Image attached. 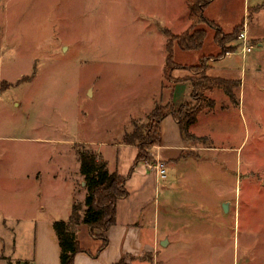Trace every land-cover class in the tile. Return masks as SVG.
<instances>
[{
  "label": "rangeland",
  "instance_id": "1",
  "mask_svg": "<svg viewBox=\"0 0 264 264\" xmlns=\"http://www.w3.org/2000/svg\"><path fill=\"white\" fill-rule=\"evenodd\" d=\"M227 1L235 12L241 6ZM249 5L253 51L243 57L241 41L227 39L228 52L206 54L209 66L237 60L235 98L210 95L213 126L201 118L177 169L166 165L157 196L146 169L128 184L130 210L145 208L146 226L137 228L152 234V250L126 263L264 264V0ZM186 13L184 0H0V264H30L18 257L33 247L36 219L68 218L71 177L73 205L85 214L79 149L102 151L113 165L111 145L168 102L166 30L184 33ZM206 42L209 52L219 46L214 29ZM126 147L123 175L135 163L136 147Z\"/></svg>",
  "mask_w": 264,
  "mask_h": 264
},
{
  "label": "trees",
  "instance_id": "2",
  "mask_svg": "<svg viewBox=\"0 0 264 264\" xmlns=\"http://www.w3.org/2000/svg\"><path fill=\"white\" fill-rule=\"evenodd\" d=\"M213 1L188 0L191 26L175 38L169 30H166L170 39L166 44L165 79L169 82L175 80L173 73L179 69L191 71L192 75L180 80L191 82L192 100L195 102H186L176 110L171 97L165 105L156 104L146 125H136L133 132H125L122 143L138 149L136 162L127 175L118 171L111 172L109 162L96 151L89 148H81L77 151L80 174L84 177L88 190L85 200L87 209L82 215V205L74 204L69 220H57L53 224L61 249V264H75V258L79 253L88 252L79 240L78 232L81 225L88 226L91 235L101 241L98 251L90 253L93 257H98L109 246L108 232L117 225L118 202L129 196L127 183L138 164L156 162L152 149L160 145L161 125L167 116L172 115L177 119L185 140H195L197 137L191 133V127L197 123L202 113L216 108L217 102L210 95L222 91L228 97L235 98V89L238 86L234 80L208 75L209 58L202 57L199 63L192 66L178 64L175 60L176 45L183 51H197L204 47L208 36L205 27L215 30V41L222 49L220 54L229 51L226 47L227 39L229 42L239 39L243 25L225 34L221 26L207 17L206 9ZM116 264H127L125 257Z\"/></svg>",
  "mask_w": 264,
  "mask_h": 264
},
{
  "label": "crops",
  "instance_id": "3",
  "mask_svg": "<svg viewBox=\"0 0 264 264\" xmlns=\"http://www.w3.org/2000/svg\"><path fill=\"white\" fill-rule=\"evenodd\" d=\"M239 1L241 2V6L235 12L233 11L232 2H229L227 0H214L206 9V15L210 20L216 22L219 26H221L222 29L225 30V32L227 33L233 32V30L236 27L246 22L245 26L248 31L249 39L251 40L250 38L251 35L249 32L250 23H249L248 17H249V14L251 13V10L254 7L253 8L250 7L249 0H248V5L246 3V0L244 1L245 5L242 4L241 0ZM257 5L258 6L256 7V9L260 7V4H257ZM184 7L187 13L185 16L182 17L181 23L185 22L183 24L184 25L183 29H188L192 24L190 16L188 14L189 12L188 0H184ZM209 30L210 28L207 30L208 34H209ZM251 37L254 39L253 36ZM206 44L207 42H205L204 47L206 46ZM204 47L201 50H197V51H183L178 46H176L175 47V60L178 64L191 66V65L197 64L202 57H206V54H211V53L219 54L221 52V48L219 46H218L219 48L216 46V49L213 52L206 51ZM204 50H205V53H200V54L197 53V52H202ZM179 56H181L182 60H180ZM213 63L214 64L219 63L218 67L216 66L214 69ZM211 64L212 65H210L208 75L212 77L231 79V77L236 76V74L239 73L237 70V67H238L237 60L232 57H223L217 60L214 59ZM163 75L165 76V73H163ZM190 75H192L191 71L179 69L173 73V78L175 80H173L172 82L167 81V83H165L166 84L165 86H167V84H169L170 86L169 99L172 97L173 104L176 110H179V108L184 103L189 102L192 99L191 82L189 80L187 81L180 80L184 77H189ZM176 80H180V81L176 82ZM214 111L215 109L212 111L202 113L199 116L197 123L191 127L190 129L191 133H193L194 135L196 134L194 132V128L196 127V125H198L202 121L201 118L206 119V121L208 120L210 122V126L212 127L213 123L215 122V119L212 118L213 115L210 117L209 115L214 114L212 113ZM210 133L212 134V132ZM91 145L97 146V144H91ZM111 146L112 147L110 149H112L115 152V156L113 158V165H111V162H110L111 160L106 159L109 162V170L111 172L118 171L120 173V170H119L120 160L118 159V155L120 153V150L127 149L126 146L128 145L120 142L116 145H111ZM188 149H189L188 143H187V140L183 138L180 123L172 115L167 116L163 120L162 125H161L160 145L152 149V153H153V156L156 162H159V161L165 162L167 166L171 167L172 170H176L178 163L181 161V159L184 156L183 153H185L186 150ZM190 149H193V148H190ZM207 150H213V148H208ZM98 153L104 157L102 151L98 150ZM137 154H138V150L137 148H135L134 158H133L134 162H136ZM141 169H146V172L148 173V175L154 176L155 178L154 187H155L156 196H157L159 190L161 189V185L163 184V182H165L168 179V177L167 179H161L155 170H151L147 167L146 163H139L136 168L135 173H137ZM78 173L79 175L77 176H80V178H82L80 174V163H79ZM135 173L133 174V176L129 179L127 183V189L129 191V196L124 199L119 200L118 202L117 225L113 226L108 232L109 246L106 249H104L98 257H93L90 253H96L98 249L100 248V243H98L97 239H95L91 235L90 228L88 226L81 225L79 228V232H78L79 240L82 246L88 252L79 253L75 258V264H116V263H119L123 259V257L127 255L131 254L134 256H138L141 253L143 255L145 252H148L150 249L152 250V244L150 242L152 238L151 237L152 234L147 239V234L145 233V229L144 231L143 229H140L139 231V228H137L139 226L140 228L146 226L145 224L146 222L144 221H147V220L143 218L145 208L141 209L140 212L137 214H133V212L130 210L132 205L131 203H129V200L131 199L133 194L130 192V188L128 187V184L130 180L134 177ZM70 180L72 181L70 183L71 186L68 192V202H69V205L72 211V207L74 203V196H75V187H76L77 181L73 179V177H71ZM144 186H145V189L142 190L139 196V198L143 201H145L148 197L146 190L149 184L146 183L144 184ZM149 195L152 199L151 192L149 193ZM82 198L83 196H81V202H82ZM125 202H127L126 205H127L128 210L126 208L122 212L121 207H122V204ZM71 214L72 213L70 211H67L66 215L68 216V218L66 217L63 220H69V217L71 216ZM31 220L34 221V218ZM55 221H57V219L51 218V217L35 220L36 222L35 239H34L35 242L33 243V247H31V250L28 251L26 255L18 257L19 259L27 260L28 262H30V264H61V258H60L61 249H60L57 234L53 226ZM137 236L138 238L135 240ZM127 264H131V262H128Z\"/></svg>",
  "mask_w": 264,
  "mask_h": 264
},
{
  "label": "built area",
  "instance_id": "4",
  "mask_svg": "<svg viewBox=\"0 0 264 264\" xmlns=\"http://www.w3.org/2000/svg\"><path fill=\"white\" fill-rule=\"evenodd\" d=\"M239 40L241 41L240 53L243 55V57H246L249 53L253 51V45L250 42L246 27L244 28V30L241 31ZM146 165L149 169L155 170L161 179H167V164L165 162H147Z\"/></svg>",
  "mask_w": 264,
  "mask_h": 264
},
{
  "label": "water",
  "instance_id": "5",
  "mask_svg": "<svg viewBox=\"0 0 264 264\" xmlns=\"http://www.w3.org/2000/svg\"><path fill=\"white\" fill-rule=\"evenodd\" d=\"M85 184V183H84ZM229 206H230V204L229 203H225L224 205H223V209H224V211H226V212H228L229 211ZM168 244V241L167 240H164L163 242H162V245H167Z\"/></svg>",
  "mask_w": 264,
  "mask_h": 264
}]
</instances>
